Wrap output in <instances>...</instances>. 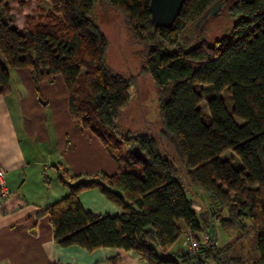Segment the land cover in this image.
Here are the masks:
<instances>
[{
    "label": "trees",
    "instance_id": "obj_1",
    "mask_svg": "<svg viewBox=\"0 0 264 264\" xmlns=\"http://www.w3.org/2000/svg\"><path fill=\"white\" fill-rule=\"evenodd\" d=\"M10 1L0 0V96L10 91L11 69H30L36 84L53 83L62 75L72 119L91 130L124 167L113 175L93 176H70L63 170L60 181L69 193L38 213L50 216L55 242L88 251L133 250L149 264L190 259L188 252L181 258L165 254L184 228H207L158 141L119 130L134 80L107 64L109 41L93 17L97 0H47L50 8L23 27L15 24ZM104 1L125 15L145 47L142 71L158 88L164 132L184 160L192 185L209 194L222 227L244 231L245 220L252 224L257 262L264 264V0H238L231 31L213 44L195 45L183 44L180 37L219 0H186L171 28L153 24L151 0ZM202 85L215 92L207 100L209 120L201 107ZM225 90L231 109L220 95ZM134 145L146 162L131 155ZM228 151L232 155L223 157ZM137 163L143 165L141 174L131 169ZM91 188H99L123 212L86 211L80 194ZM230 248L207 247L203 254L215 264H241L229 257Z\"/></svg>",
    "mask_w": 264,
    "mask_h": 264
},
{
    "label": "crops",
    "instance_id": "obj_2",
    "mask_svg": "<svg viewBox=\"0 0 264 264\" xmlns=\"http://www.w3.org/2000/svg\"><path fill=\"white\" fill-rule=\"evenodd\" d=\"M0 167L9 192L0 201V264H149L133 250L61 248L50 216L38 215L69 193L54 185L62 184L64 169L70 176L124 170L91 130L72 119L62 75L36 84L30 69L10 70V91L0 96ZM80 201L94 215L123 212L99 188L81 192ZM183 231L184 254H177L176 243L165 256L187 255V228ZM186 260L192 264L188 258L181 262Z\"/></svg>",
    "mask_w": 264,
    "mask_h": 264
},
{
    "label": "rangeland",
    "instance_id": "obj_3",
    "mask_svg": "<svg viewBox=\"0 0 264 264\" xmlns=\"http://www.w3.org/2000/svg\"><path fill=\"white\" fill-rule=\"evenodd\" d=\"M237 2L238 0H219L198 22L188 26L180 37V41L187 45H195L199 41L215 43L233 28L235 18L232 8ZM10 4L12 14L15 17V24L18 27H23L30 17L37 18L50 8L47 0H11ZM218 4L221 6L216 10V13H210ZM93 17L109 41L108 66L115 72L134 80L131 86L130 102L121 110L118 119L120 132L125 136L148 134L154 137L162 152L174 162L178 178L184 186L187 197L192 202V208L205 223L207 229L204 231L215 230L214 236L218 241L217 246L219 248L228 244L231 246L228 253L230 258L233 257L235 261H239L241 264H258V254L255 250L257 233L252 224L245 220L246 228L244 231L234 227H222L219 216L211 209L213 204L216 206L214 201L211 202L208 193L192 185L184 160L176 152L173 143L164 132L158 88L150 75L142 71L145 64V47L136 39L126 22L125 15L106 1L97 0ZM198 88L202 90L204 96L201 103L204 117L209 120L210 113L207 100L214 96L215 92L206 85ZM220 95L224 98L227 107L231 109L232 98L228 91L225 90ZM230 155L232 153L228 151L223 157H230ZM142 168L141 163L131 167L138 174H141ZM54 185L66 187L59 181H55ZM221 214L223 218L228 217L226 209ZM183 242L184 237L182 236L176 244L178 248L176 251L179 256L185 252L180 247L184 244ZM180 264H189V261L186 260Z\"/></svg>",
    "mask_w": 264,
    "mask_h": 264
},
{
    "label": "water",
    "instance_id": "obj_4",
    "mask_svg": "<svg viewBox=\"0 0 264 264\" xmlns=\"http://www.w3.org/2000/svg\"><path fill=\"white\" fill-rule=\"evenodd\" d=\"M186 0H151L150 12L152 16V22L156 27L171 28L180 12ZM221 5H216L210 13H216V10ZM131 155L135 160L140 162H146L147 157L138 145H134L130 149Z\"/></svg>",
    "mask_w": 264,
    "mask_h": 264
},
{
    "label": "built area",
    "instance_id": "obj_5",
    "mask_svg": "<svg viewBox=\"0 0 264 264\" xmlns=\"http://www.w3.org/2000/svg\"><path fill=\"white\" fill-rule=\"evenodd\" d=\"M8 195L6 172L0 167V201ZM184 236L192 264H215L212 260L206 259L203 254L205 248L218 245V241L213 233L210 231L196 232L187 230Z\"/></svg>",
    "mask_w": 264,
    "mask_h": 264
}]
</instances>
